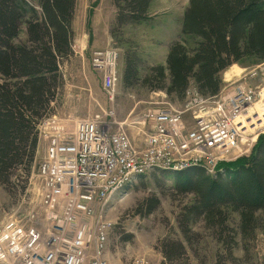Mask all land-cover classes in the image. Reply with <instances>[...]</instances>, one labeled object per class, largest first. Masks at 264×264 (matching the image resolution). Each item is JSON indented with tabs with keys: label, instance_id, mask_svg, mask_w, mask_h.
<instances>
[{
	"label": "trees",
	"instance_id": "obj_1",
	"mask_svg": "<svg viewBox=\"0 0 264 264\" xmlns=\"http://www.w3.org/2000/svg\"><path fill=\"white\" fill-rule=\"evenodd\" d=\"M34 1L36 5L0 0V172L32 165L35 125L63 85L61 69L73 54L75 0ZM151 2L113 0L118 27L146 21ZM262 62L264 0H188L178 39L167 46L165 65L140 75L139 61L129 56L123 85L140 82L172 102H182L191 88L201 97L219 94L220 75L230 66ZM161 174L174 176L176 192L195 198L183 207L180 222L188 226L197 219L208 221L229 256L234 247L258 237L264 226V134L248 154L219 165L213 174L200 166ZM162 248L170 261L181 260L185 253L178 241Z\"/></svg>",
	"mask_w": 264,
	"mask_h": 264
},
{
	"label": "built area",
	"instance_id": "obj_2",
	"mask_svg": "<svg viewBox=\"0 0 264 264\" xmlns=\"http://www.w3.org/2000/svg\"><path fill=\"white\" fill-rule=\"evenodd\" d=\"M118 57L113 45L91 57L110 101L119 82ZM263 90L233 83L224 93L201 97L191 88L181 110L130 112L113 123L96 114L77 120L71 132L52 115L40 124L47 147L37 167L43 182L39 200L14 207L1 223L0 264H109L104 257L109 201L148 173L200 166L213 174L246 155L254 138L241 151V129Z\"/></svg>",
	"mask_w": 264,
	"mask_h": 264
},
{
	"label": "rangeland",
	"instance_id": "obj_3",
	"mask_svg": "<svg viewBox=\"0 0 264 264\" xmlns=\"http://www.w3.org/2000/svg\"><path fill=\"white\" fill-rule=\"evenodd\" d=\"M28 1L36 5L34 0ZM187 4L188 0H152L146 21L140 24L123 22L118 27L113 0H75L73 30L84 31L88 44L85 51L72 46L73 54L61 69L63 85L50 100L49 109L38 118L32 165L28 170L18 164L0 172V225L14 207L20 204L30 206L39 200L43 182L37 167L47 147L45 131L40 124L52 115L56 116L55 124L71 132L77 120L96 114L113 123L123 120L130 112L183 108L186 98L182 102H172L173 99L162 91L150 90L140 82L126 87L122 76L125 59L129 56L139 61L140 75L151 67L165 65L167 46L178 39ZM88 45L94 46L93 49L113 45L119 51V82L113 101L107 98L101 76L92 66L93 49L90 50ZM220 80V94L228 91L233 83L251 86L257 91L264 86V62L251 66L234 64L221 73ZM263 117L264 90L245 114L240 150L245 151L250 138H254L245 154L251 151L258 136L264 134V123L260 128H254ZM256 118L259 120L252 123ZM185 120L191 124L188 115ZM132 131L135 137V131ZM134 144L139 145V142ZM172 177L156 171L148 173L109 201L105 217L111 227L104 251L109 264H264V226L258 230L254 241L247 240L234 247L229 256L208 221L197 219L188 226L180 222L178 218L183 207L190 205L195 198L191 193L176 192ZM262 220L264 223V218ZM228 223L232 227V222ZM186 227L190 231L184 234ZM177 241L184 246V256L179 261H170L164 257L163 244Z\"/></svg>",
	"mask_w": 264,
	"mask_h": 264
},
{
	"label": "crops",
	"instance_id": "obj_4",
	"mask_svg": "<svg viewBox=\"0 0 264 264\" xmlns=\"http://www.w3.org/2000/svg\"><path fill=\"white\" fill-rule=\"evenodd\" d=\"M72 24H73V22H72ZM72 27H73V25H72ZM73 33H74V36H73L72 43H74V44L72 46L74 48H75V46L78 49L80 48L79 49L80 51H85V49L87 47V44H88V36H87V34L84 31H74V30H73ZM88 47H89L90 50H92L94 48V46L92 48L89 45H88ZM96 49H98V48H96ZM96 49H93L92 52L94 50H96ZM92 52H91V54H92ZM128 133L130 135L131 140L135 141L132 129H129Z\"/></svg>",
	"mask_w": 264,
	"mask_h": 264
},
{
	"label": "bare ground",
	"instance_id": "obj_5",
	"mask_svg": "<svg viewBox=\"0 0 264 264\" xmlns=\"http://www.w3.org/2000/svg\"><path fill=\"white\" fill-rule=\"evenodd\" d=\"M260 119H261V122H260L259 124H257V125H254V128H260L259 126L262 125V124L264 123V117H263V118H260ZM255 120L258 121L259 119H257V118H256V119H253V120H252V123H255ZM252 123H251V120H250V124H252ZM256 123H257V122H256ZM243 125H244L243 127H245L244 122H243Z\"/></svg>",
	"mask_w": 264,
	"mask_h": 264
}]
</instances>
